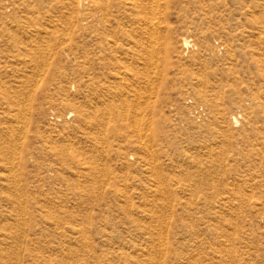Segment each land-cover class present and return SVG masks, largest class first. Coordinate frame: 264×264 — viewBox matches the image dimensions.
<instances>
[{"label":"rangeland","instance_id":"1","mask_svg":"<svg viewBox=\"0 0 264 264\" xmlns=\"http://www.w3.org/2000/svg\"><path fill=\"white\" fill-rule=\"evenodd\" d=\"M77 1L0 0V264H264V0Z\"/></svg>","mask_w":264,"mask_h":264},{"label":"bare ground","instance_id":"2","mask_svg":"<svg viewBox=\"0 0 264 264\" xmlns=\"http://www.w3.org/2000/svg\"><path fill=\"white\" fill-rule=\"evenodd\" d=\"M84 1L85 0H78L77 1V5H78V7H81L82 6V4L84 3ZM22 2V1H21ZM154 2H155V0H154ZM148 3H150V2H148ZM128 5V4H127ZM133 7V6H132ZM138 7V6H137ZM86 8H88V7H86ZM131 8V7H130ZM146 8V7H145ZM152 8V7H151ZM134 9V8H133ZM155 9V8H154ZM157 11H158V9H157ZM156 11V12H157ZM157 14V13H156ZM158 14H160V12L158 13ZM150 18H152V17H150ZM129 21H131V20H129ZM157 26V25H156ZM150 28V27H149ZM154 28V27H153ZM158 28V27H157ZM149 30V29H148ZM156 31V30H155ZM155 33V32H154ZM149 37V36H148ZM151 40V39H150ZM145 43H147V42H145ZM155 43V42H154ZM153 43V44H154ZM190 40H188L187 38H183V45H185V46H188L189 47V45H190ZM152 44V45H153ZM157 44V43H156ZM151 45V44H150ZM155 45V44H154ZM158 48V47H157ZM149 50V49H148ZM153 50V49H152ZM157 52V51H156ZM47 53V52H46ZM148 54V53H147ZM46 61V60H45ZM155 68V67H154ZM148 69V68H147ZM40 70H41V68H40ZM148 72V71H147ZM149 73V72H148ZM146 76V75H145ZM147 77V76H146ZM148 78V77H147ZM153 79V78H152ZM148 81V80H147ZM152 81V80H151ZM148 93V92H147ZM148 97V96H147ZM144 99V98H143ZM126 102V101H125ZM136 104V103H135ZM129 108V107H128ZM127 108V109H128ZM20 109V108H19ZM109 110V109H108ZM137 110H139V109H137ZM136 110V111H137ZM141 111V110H140ZM142 111H143V109H142ZM84 114V113H83ZM70 116H71V114H70ZM134 116V115H133ZM100 117V116H99ZM134 118V117H133ZM144 118V117H143ZM136 119V118H135ZM138 119H139V117H138ZM137 119V120H138ZM94 120V119H93ZM96 120V119H95ZM134 120V119H133ZM136 120V121H137ZM139 121V120H138ZM141 124V123H140ZM24 129V128H23ZM138 129V128H137ZM143 129V128H142ZM9 130V129H8ZM22 131V130H21ZM141 131V130H140ZM143 132V131H142ZM17 141V140H16ZM143 142V141H142ZM146 143V142H145ZM103 149V148H102ZM145 149V148H144ZM148 153H150V152H148ZM152 163V162H151ZM155 166V165H154ZM81 232V231H80ZM82 234V233H81ZM74 237V236H73ZM161 239V238H160ZM160 244H162V243H160ZM164 246V245H163ZM160 251H159V255H157V256H151V254H150V256H149V259L146 261V264H167V259L165 258V256H166V254L164 255L163 254V249L161 248V249H159ZM146 251V250H145ZM147 256H148V254H147ZM187 260V259H186ZM178 263V262H181L180 260H175V263Z\"/></svg>","mask_w":264,"mask_h":264}]
</instances>
